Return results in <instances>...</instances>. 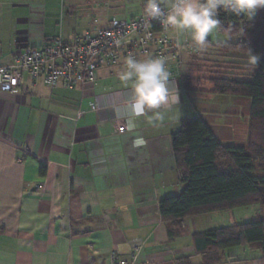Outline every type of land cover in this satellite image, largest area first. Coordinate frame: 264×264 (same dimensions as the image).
<instances>
[{
  "label": "crops",
  "instance_id": "crops-1",
  "mask_svg": "<svg viewBox=\"0 0 264 264\" xmlns=\"http://www.w3.org/2000/svg\"><path fill=\"white\" fill-rule=\"evenodd\" d=\"M173 2L160 0L168 9ZM145 4L146 0H0V66L12 61L16 47L40 46L59 34L68 41L113 17H135ZM172 34L177 42L195 47L188 33L172 28ZM222 34L214 30L206 50L180 49V64L173 68L178 91L168 103L147 110L132 129L125 118L113 119L124 117L126 105L105 109L103 119L89 108L95 96L102 106L114 98L102 94L131 87L118 79L127 57L124 50L116 64L100 66L94 83L84 87L50 88L24 74L18 91L0 90V264H110L112 254L131 259L135 245H140L136 264H175L181 257L200 263L191 235L206 229L199 227L197 216L185 220L183 232L168 235L157 202L182 187L170 142L182 118L201 115L222 144H245L232 138L235 121L227 125L224 114L248 112V98L222 95V109L202 115L197 109L188 111L190 96L215 94L210 85L203 87L205 92L182 88L181 74L194 57L220 61L232 71L241 67L242 58L213 44L230 39L226 34L227 39H219ZM153 49L149 46L139 58L149 57ZM166 66L170 70L173 62ZM80 108L84 112L77 116ZM155 112L162 119L149 123ZM118 124H124L123 131H116ZM222 126L226 135L218 133ZM245 132L243 125L246 137ZM137 137L145 143L134 146ZM224 261L239 259L228 254Z\"/></svg>",
  "mask_w": 264,
  "mask_h": 264
},
{
  "label": "trees",
  "instance_id": "trees-1",
  "mask_svg": "<svg viewBox=\"0 0 264 264\" xmlns=\"http://www.w3.org/2000/svg\"><path fill=\"white\" fill-rule=\"evenodd\" d=\"M218 19V31L230 39L213 44L221 52L242 59H250L251 50L258 56V64L232 71L220 61L194 57L181 74L182 88L205 92L203 87L209 84L212 93L248 98L247 140L239 145L222 144L201 115L179 121L170 133V142L182 187L178 194L157 202L168 235L183 232L188 218L262 204L264 200V8L251 19L220 10ZM191 240L199 264H220L224 250L238 246L259 250L258 259H264V216L198 231ZM175 264L192 263L181 257Z\"/></svg>",
  "mask_w": 264,
  "mask_h": 264
},
{
  "label": "built area",
  "instance_id": "built-area-1",
  "mask_svg": "<svg viewBox=\"0 0 264 264\" xmlns=\"http://www.w3.org/2000/svg\"><path fill=\"white\" fill-rule=\"evenodd\" d=\"M147 2V0H146ZM175 2V0H174ZM173 2V3H174ZM162 9H169L161 4ZM119 41V43H117ZM154 49L149 57L163 56L166 63L171 60L170 88L178 91L174 69L180 64V49L187 47L197 51L190 42L179 43L172 28L161 24L159 20H151L144 14L131 18H111L104 25H96L75 33L71 40H64L59 34L40 46L16 47L12 61L0 66V90L16 92L21 86L24 74L30 76L33 81L40 80L47 87L73 88L84 87L94 83L95 72L102 65L116 64L121 50L127 56L131 55L140 59L145 55L149 46ZM131 93V87L108 92L104 95H112L113 101L99 105L97 97L89 108L102 118L105 109L119 105H126ZM84 109L77 111L81 116ZM103 119V118H102ZM114 120H124V117L113 116ZM124 130V124L117 125L116 131ZM140 245L133 247L131 259H119L115 255L110 256V264H136Z\"/></svg>",
  "mask_w": 264,
  "mask_h": 264
},
{
  "label": "clouds",
  "instance_id": "clouds-1",
  "mask_svg": "<svg viewBox=\"0 0 264 264\" xmlns=\"http://www.w3.org/2000/svg\"><path fill=\"white\" fill-rule=\"evenodd\" d=\"M261 8H264V0H175L165 12L160 0H147L144 14L177 32L188 33L195 47L203 51L209 46L210 35L221 24L218 19L220 10L251 19ZM249 57L252 65L258 64L259 58L251 50ZM170 78L171 73L163 56L141 60L129 55L124 59V69L118 73V79L122 85L131 86V93L123 113L129 129L135 127L139 117L147 116V110L158 109L169 102L173 92L169 86ZM174 99L178 101V95ZM160 119H162L161 114L155 112L149 118V123ZM133 143L134 146H140L145 141L137 137Z\"/></svg>",
  "mask_w": 264,
  "mask_h": 264
},
{
  "label": "rangeland",
  "instance_id": "rangeland-1",
  "mask_svg": "<svg viewBox=\"0 0 264 264\" xmlns=\"http://www.w3.org/2000/svg\"><path fill=\"white\" fill-rule=\"evenodd\" d=\"M228 37L224 34L219 35V39H227ZM244 61L241 66L250 64V59H243ZM216 96V97H215ZM191 100L188 104V111L191 113H194L193 109H197L198 112L202 113L205 111H212V110H220L222 107H220V104L222 101L225 100V97L220 94H212V95H193L190 96ZM203 115V113H202ZM221 117L223 114H220ZM227 115L226 122L227 125L231 126L233 125V122L236 125L235 128V134L234 138L236 142H242L246 143L247 140V130H248V123H249V115L247 110L245 113H238V112H229ZM245 116V121H243V117ZM233 120V122H231ZM243 121V122H242ZM245 125V133L246 137L242 135V126ZM166 128V127H164ZM240 128V129H239ZM239 129V131H238ZM218 131V130H217ZM216 131V132H217ZM220 135H226V130L222 126V129L218 131ZM245 137L244 141L243 138ZM228 145V143H226ZM225 144V145H226ZM264 216V200L262 204L247 206V207H241V208H235L229 211H219L214 212L210 214H204L197 216L196 221L198 222L199 227L201 229H207L209 227H215V226H223V225H229L232 223H239V222H247L250 221L253 217L257 215ZM225 255L232 254L235 258H238L239 261H223L220 264H264V259H258V257L261 256V252L256 249H250L247 247H234L230 249L224 250Z\"/></svg>",
  "mask_w": 264,
  "mask_h": 264
}]
</instances>
